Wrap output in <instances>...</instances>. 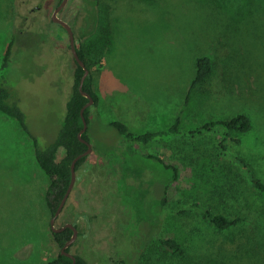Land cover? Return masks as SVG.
I'll return each instance as SVG.
<instances>
[{"label":"rangeland","instance_id":"1","mask_svg":"<svg viewBox=\"0 0 264 264\" xmlns=\"http://www.w3.org/2000/svg\"><path fill=\"white\" fill-rule=\"evenodd\" d=\"M60 2L0 0V65L13 40L6 76L9 102L23 111L29 131L0 112V264H47L60 251L45 201L48 179L31 138L41 148L55 139L73 84L76 62L68 33L51 19ZM98 13L99 28L83 38V0H68L58 13L90 61L98 96L97 105L88 107L92 149L105 159L119 154L120 136L108 125L113 121L135 132L160 131L181 114L179 131L184 134L208 121L246 114L251 131L228 149L264 182V0H99ZM202 56L213 61V73L187 99ZM127 148L138 155L140 165L116 167L124 177L115 184L112 179L99 182L103 177L88 161L76 171L55 221L56 228L68 222L78 228L70 253L89 264L119 259L126 264H264L263 195L249 190L241 212L244 222L223 232L195 209L183 213L194 202L214 212H233L235 203L212 188L207 162L217 171L238 174L245 183L229 156L220 154L213 135L193 140L179 135L171 142ZM148 155L178 168V180L168 185L159 214L160 188L169 176L145 159ZM159 237H173L183 252L172 254Z\"/></svg>","mask_w":264,"mask_h":264},{"label":"trees","instance_id":"2","mask_svg":"<svg viewBox=\"0 0 264 264\" xmlns=\"http://www.w3.org/2000/svg\"><path fill=\"white\" fill-rule=\"evenodd\" d=\"M83 3L85 17L84 24L81 28V38L95 33L96 26L98 25L97 27L99 28V25L101 24V17L98 13L99 0H83ZM12 45L13 40H10L0 65V112L10 118L16 119L20 127L25 132L29 133L26 125L25 114L16 103L9 102L11 99V93L7 86L6 76L10 66ZM76 48L80 59L85 63L89 70L90 61L88 59V54L85 51V46L82 45L79 47L76 45ZM195 68V75L191 80L187 93V99L190 98L195 90L207 83L213 73L214 64L210 57L202 56L196 60ZM83 73L84 70L76 63L70 97L66 103L65 115L55 139L46 147L41 148L37 144L36 139L30 134L34 141L36 161L48 179L49 185L45 193V201L48 209L50 210L51 217L56 212L70 184L72 161L74 158L87 150V145L78 137V133L83 127L81 109L88 102V98L85 97L79 89ZM82 90L93 98V105L96 106L98 103V96L93 88V77L90 70L84 81ZM89 113L90 108H86L84 116L88 127L91 124V117ZM180 117L181 114L177 116L174 124L166 130L148 132L132 131L128 124L121 121L110 122L108 125L115 129L120 136L118 141L122 146L117 147L119 154L114 152L111 156H108L105 159V154H101L98 150L93 148L89 155L81 157L77 161L75 171L88 161V163L94 168L97 175L103 177L99 180V182L103 181L105 184L108 179H112L113 184H115V180L119 179L120 176H123L121 175L122 172H117L118 170L115 169L116 167L121 165L128 169L131 165L139 164L137 162L139 160L137 158L138 155L129 152L127 148L128 145H147L157 141L171 142L179 135L193 140L197 136L210 134L214 136L217 146L219 147L220 154L224 156L228 155L232 161L231 163L241 171L245 178V183L243 181H239L238 174L235 176L229 171H217L211 163H205L207 158L205 155H202L201 160L203 159L205 163L204 167L206 172L211 175L209 180L211 181L212 188L217 189V192L224 197V200H226L227 203H235L232 205L233 212H214L206 207H203L199 203L194 202L184 209L183 213L191 211V209H195L215 231L219 232H223L231 227L243 223L244 216L241 212L244 209V206L249 202L247 199L250 195L248 194L249 190L254 193V196L259 194L264 196V182L255 175L249 163H247L243 157L230 153L231 150L229 151L228 145L234 143L239 145L241 143V137L250 132L252 129L251 118L246 114H237L226 120L208 121L194 130L180 134ZM88 131L89 129L87 128L86 132L82 134V138L91 144ZM229 148L231 149V147ZM145 159L151 160L152 163L161 168L162 172L166 171L169 176L168 180L165 178L163 179V185L160 188V201L158 202L159 212H157V214H159L163 206L166 204V192L168 185L173 181L176 182L178 180V168L173 164L165 162L156 155H148ZM192 159L194 161H200L197 157ZM150 168L156 169L155 166ZM149 174H151L150 171ZM133 179L134 180H132V182H136L135 176H133ZM124 180L126 183H131V180L128 179V177H125ZM110 188L112 191L113 185ZM251 198H253V196ZM71 235L72 231L70 229H65L59 233H52L55 242L60 247V251L57 257L47 262V264H72L71 258L61 253V248ZM158 242L162 247L170 250L172 254L179 255L183 252L182 247L173 237H159ZM66 252H69V249H66ZM74 256L76 257L75 264H89L84 258L78 255ZM109 264H126V262L124 259H119L114 260Z\"/></svg>","mask_w":264,"mask_h":264},{"label":"water","instance_id":"3","mask_svg":"<svg viewBox=\"0 0 264 264\" xmlns=\"http://www.w3.org/2000/svg\"><path fill=\"white\" fill-rule=\"evenodd\" d=\"M67 1L68 0H61V2L58 4V6L55 8V10L52 13V21L55 22V23L60 24L66 30V32L68 33V36H69V47H70L71 53L73 55V58H74L75 62L84 70L83 76H82V78L80 80L79 89H80L81 93L85 97L88 98V102L81 109V118H82V122H83V127L80 130V132L78 133V137L83 143H85L87 145V150L85 152H83L82 154H80L79 156H77L76 158H74V160L71 163V180H70V184H69V186L67 188V191H66L64 197L62 198V200H61L56 212L53 214V216L50 219V228H51L52 233H59V232L64 231L67 228L72 231L71 238L61 248V252H62L63 255H65L67 257H70L71 260H72V264H75L76 257L74 255H72L70 252H66V249L76 240L77 235H78L77 228L72 223H68V224H66V225H64L62 227L56 228L55 227V221L58 218V216L60 215V213L62 212V210H63V208H64V206L66 204V201H67V199H68V197H69V195H70V193H71V191H72V189L74 187L75 180H76L75 166H76L77 161L81 157L87 156V155H89L92 152L91 144L87 140L82 138V134L85 133L87 128H88V124H87V121H86L85 116H84V111H85L86 108H88L89 106L93 105L94 100L88 93H85L82 90L84 81H85L86 77L89 74V70L86 67L85 63L80 59V57L78 55L73 31H72L71 27L65 21H63L62 19H60L58 17V13L66 5Z\"/></svg>","mask_w":264,"mask_h":264},{"label":"flooded vegetation","instance_id":"4","mask_svg":"<svg viewBox=\"0 0 264 264\" xmlns=\"http://www.w3.org/2000/svg\"><path fill=\"white\" fill-rule=\"evenodd\" d=\"M51 19H52V17H51ZM54 23H55V22H54ZM56 24H58V23H56ZM59 25H60V24H59ZM60 26H61V25H60ZM56 220H57V219H56ZM68 223H69V222H68ZM68 223H65L64 225H66V224H68ZM72 224L77 228V226H76L74 223H72ZM64 225H63V226H64ZM60 227H62V226H60ZM58 228H59V227H58ZM67 229H68V228H67ZM77 231H78V228H77ZM78 233H79V231H78ZM71 236H72V235H71ZM70 238H71V237H70ZM70 238H69V239H70ZM77 238H78V235H77ZM77 238H76V239H77ZM69 239H68V240H69ZM68 240H67V241H68ZM67 241H66V242H67ZM75 241H76V240H75ZM75 241H74V242H75ZM66 242H65V243H66ZM74 242H73V243H74ZM73 243H72V244H73ZM72 244H71V245H72ZM64 245H65V244H64ZM71 245H70V246H71ZM70 246H69V247H70ZM69 247H68L67 249H69ZM69 252H70V250H69ZM61 253H62V252H61ZM71 254H72V253H71ZM72 255H74V254H72Z\"/></svg>","mask_w":264,"mask_h":264}]
</instances>
